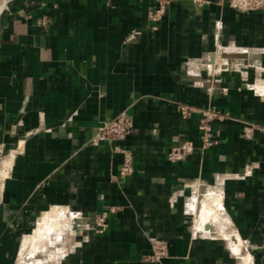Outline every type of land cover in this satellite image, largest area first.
<instances>
[{
  "label": "crops",
  "instance_id": "1",
  "mask_svg": "<svg viewBox=\"0 0 264 264\" xmlns=\"http://www.w3.org/2000/svg\"><path fill=\"white\" fill-rule=\"evenodd\" d=\"M204 1L173 0L153 29L154 0H0V264H21L53 211L71 219L47 236L59 264H264V132L243 134L264 124V8ZM176 102L225 114L220 142L202 150L200 114ZM124 110L134 172L118 179L123 155L90 140ZM207 190L220 207L198 224Z\"/></svg>",
  "mask_w": 264,
  "mask_h": 264
},
{
  "label": "built area",
  "instance_id": "2",
  "mask_svg": "<svg viewBox=\"0 0 264 264\" xmlns=\"http://www.w3.org/2000/svg\"><path fill=\"white\" fill-rule=\"evenodd\" d=\"M155 6L149 12V20L152 28H157V23L165 15L169 5L173 0H154ZM198 4L205 3L204 0H193ZM229 3L242 11H258L264 8V0H228ZM136 33L131 32L127 37L128 40L135 38ZM179 113L184 117H191L195 113L200 114L199 128L201 130V148L205 150L220 142V136L213 128V121L222 120L226 117L219 110L213 107L200 108L185 102H176ZM243 134L246 138L252 139L257 132H264V124L244 121ZM135 131L133 116L127 111H121L113 118L103 120L94 130L91 137V143L98 145L101 142H108L114 152L123 155V163L119 169L116 178L124 179L134 172V154L133 151L121 142ZM193 150L192 143L183 144L175 147L171 151V160H179L187 153ZM115 207H110V211H115ZM108 212L104 211L94 218V230L97 233H103L108 228ZM152 252L144 258L152 262H160L168 254V244L165 240L159 238H151Z\"/></svg>",
  "mask_w": 264,
  "mask_h": 264
},
{
  "label": "rangeland",
  "instance_id": "3",
  "mask_svg": "<svg viewBox=\"0 0 264 264\" xmlns=\"http://www.w3.org/2000/svg\"><path fill=\"white\" fill-rule=\"evenodd\" d=\"M104 211H107L109 215V209H106L101 211L100 213H97L95 216L101 214ZM54 213L57 212L53 211L52 215H54ZM62 213H63V221H64L62 226L63 228L61 226L52 228L50 235L48 237L56 236V234L62 231V229L64 230L65 223L67 224L70 223L71 219L69 217V214L63 211ZM194 214L196 221L198 222V224H200L202 216L200 215L201 213L199 209L196 212L194 211ZM215 223L217 222L215 221ZM48 237H45L38 243H31L27 247L23 246L19 254V261L21 262V264H59L60 255L58 253L59 252L58 250H60V247L58 241L51 243ZM53 240L55 241L56 239L54 238Z\"/></svg>",
  "mask_w": 264,
  "mask_h": 264
},
{
  "label": "bare ground",
  "instance_id": "4",
  "mask_svg": "<svg viewBox=\"0 0 264 264\" xmlns=\"http://www.w3.org/2000/svg\"><path fill=\"white\" fill-rule=\"evenodd\" d=\"M5 5V3H4ZM3 5V6H4ZM208 191V190H207ZM198 199L197 202H201V216L202 219L206 218L207 216H214L220 207V197L216 192L208 191L206 193H201L197 195ZM196 197V198H197ZM198 208V206H197ZM59 215H53V216H46L42 218L39 222V227L35 232V235L33 237L34 243H37L38 241L42 240L43 238L49 236L52 228H56L61 226V222L58 220ZM204 229H211L209 225H206L203 227Z\"/></svg>",
  "mask_w": 264,
  "mask_h": 264
}]
</instances>
